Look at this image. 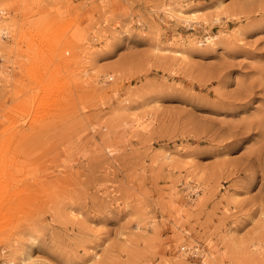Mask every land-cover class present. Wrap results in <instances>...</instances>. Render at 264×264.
<instances>
[{
  "label": "rangeland",
  "instance_id": "374dc122",
  "mask_svg": "<svg viewBox=\"0 0 264 264\" xmlns=\"http://www.w3.org/2000/svg\"><path fill=\"white\" fill-rule=\"evenodd\" d=\"M0 21V264H264V0Z\"/></svg>",
  "mask_w": 264,
  "mask_h": 264
},
{
  "label": "bare ground",
  "instance_id": "6f19581e",
  "mask_svg": "<svg viewBox=\"0 0 264 264\" xmlns=\"http://www.w3.org/2000/svg\"><path fill=\"white\" fill-rule=\"evenodd\" d=\"M193 14V13H192ZM169 18L171 19H177V20H180L182 21L183 23H190L194 20V18H191L189 17L190 14H185L184 12L182 11H179L178 13L176 11H173L172 9L169 10L168 14ZM0 24H1V21H0ZM1 26V25H0ZM0 32L1 33H4L6 32V30H4L3 28L0 27ZM209 39V42L212 43L216 37H211V38H208ZM180 54V53H179ZM181 55V54H180ZM198 254V253H197ZM199 255V254H198ZM205 256V260L203 261V263L206 262V254L203 252V257ZM13 264V263H11Z\"/></svg>",
  "mask_w": 264,
  "mask_h": 264
},
{
  "label": "built area",
  "instance_id": "2783aa9c",
  "mask_svg": "<svg viewBox=\"0 0 264 264\" xmlns=\"http://www.w3.org/2000/svg\"><path fill=\"white\" fill-rule=\"evenodd\" d=\"M182 250H184V252L188 253L191 256V258H199L200 259V256L197 254L200 251V249H199V251L195 250V248L190 249V250L187 248H183Z\"/></svg>",
  "mask_w": 264,
  "mask_h": 264
}]
</instances>
